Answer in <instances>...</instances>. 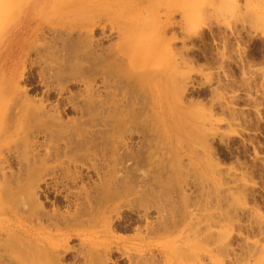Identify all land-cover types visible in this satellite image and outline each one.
<instances>
[{"label":"rangeland","instance_id":"obj_1","mask_svg":"<svg viewBox=\"0 0 264 264\" xmlns=\"http://www.w3.org/2000/svg\"><path fill=\"white\" fill-rule=\"evenodd\" d=\"M97 12L109 17L91 22ZM122 41L135 61L118 50ZM75 51L86 56L71 60ZM91 88L107 103L100 146L116 158V190L169 191L171 211L112 215L111 236L148 232V253L120 244L89 251L72 230L54 264H162L160 242L178 264H264V0H0V206L21 217L7 228L0 221V238H10L0 239V264H20L18 253L28 264L37 251L21 234L33 226L28 212L43 213V226L75 229L100 207L80 208L78 194L98 182L91 169L45 186L50 169L34 151L45 153L47 134L14 133L26 114L9 110L10 95L70 120ZM18 185L20 198L5 204Z\"/></svg>","mask_w":264,"mask_h":264},{"label":"bare ground","instance_id":"obj_2","mask_svg":"<svg viewBox=\"0 0 264 264\" xmlns=\"http://www.w3.org/2000/svg\"><path fill=\"white\" fill-rule=\"evenodd\" d=\"M101 15L109 17L107 14L97 12L91 15L89 20L93 22L99 19ZM126 43L127 41H122L118 50L127 54L129 60L133 62L135 61L132 57L133 51L128 45H126ZM153 52L154 54H157L158 50L154 49ZM75 54L77 56L80 54L83 58L86 56L85 52L75 51L74 54L71 55V60L74 59ZM102 58H105L107 61L109 56ZM99 61H102V59H99ZM134 64L136 65V62H134ZM72 70L77 72V67ZM97 71L98 67L95 63L90 66L89 72L95 73ZM103 72L108 73L109 69L104 67ZM58 76V74L52 75L53 79H58ZM10 98L11 102L8 105L9 110H14L13 113L16 114L23 109L24 114H26V119H24L25 122L17 124L21 126L15 125L14 133L18 134L26 129L31 132L36 131L37 134H47L48 139L45 153L41 154L38 151H34V162L36 164H46L47 167H49L48 169H50V171L47 169L49 171V182H46L45 186L54 184L53 180L58 179L60 174L63 175V173L68 176L69 174L75 175V177L79 176L82 172L81 169H91L98 181L93 185L91 190H84L83 195L78 194L80 208L84 204H87L88 206L91 204L100 205V207L98 206L96 209V212L92 213V217L94 218V222L92 223L81 225L75 229L64 226L60 224V222H50L47 226H43L40 223L42 217L45 216L43 213L33 211L26 214L27 218H25V221L30 220L33 226H28L24 223V227L21 229V234L26 237L32 245L37 246L35 254L32 257L27 256L28 264H54L52 253L55 252L57 247L59 248L64 244V238L69 235L72 230H74V234H77V238L80 240L81 244L89 248V251L104 245H108L107 248H109V246H112L111 244L116 247H118L117 244H120L123 246L120 247L125 248L129 255L131 252H136L134 254L140 252L148 253L149 250L145 244L148 239V232L144 231V234H136L134 236L135 238H124L114 235L115 238H113L111 236L110 224L112 215L119 213L121 208L127 207L130 211L136 210L137 213L139 212L138 210H141L142 215L145 217L149 214L151 209L162 216L171 211L170 206L172 201L168 193L169 191L167 192L165 190H162V193L157 194L151 191H143L142 188L133 186L124 188V191L116 190L119 186L117 171L113 163L116 158H114V154L107 156L106 151L100 146L104 140H109L107 138L108 134H104V131L100 129V127H105L107 125V121L103 119L100 114V112L107 107L105 100L100 99L97 92L91 88L90 91L85 92L84 96L80 97L79 104L74 106V111L76 112V115L80 114V118L62 120L54 111H45L43 107H35L32 109L24 107V97L20 92H17L15 96L11 94ZM130 100H132V97ZM129 102L131 103V101ZM130 109H127V111ZM128 120L132 121L131 118ZM28 121H33L34 124H31ZM25 123L27 124L25 125ZM118 123L119 121H113V124L110 125V127L118 126ZM160 128L163 132V125H161ZM174 128L175 129L170 128L169 133L172 134V136L173 134L177 136L175 133L176 126H174ZM86 139L89 145L84 143ZM41 144L42 143L39 142L36 147H39ZM114 149L115 147H113L112 152L115 151ZM106 158L112 161L108 164L105 162ZM34 174L35 172L29 171L26 174V180L33 178ZM23 192L24 189L18 185L16 190L11 193L12 196L10 195L9 199L5 201V204L10 203V199L20 198L19 195ZM0 211L1 213H5V216L9 217V219H4L3 217V219L0 220L2 221L1 224L6 228L9 227L11 222L10 219L19 220L21 218L19 212L11 208V205H9L8 208L0 206ZM34 221H36V224L33 223ZM18 227H21V222L18 223ZM193 228L194 227L189 229L191 230ZM191 231L189 236L191 233H194ZM165 233V231L153 232L151 235L160 238V234ZM193 235L194 234H191V237H194ZM101 237L102 239H100ZM0 239L3 241H10V238L5 236ZM163 244V242H160V245L163 247V249L161 248L162 251L160 253L162 264H178L174 262L176 260L174 258L173 248L171 246H164ZM187 247L188 249L191 248V246L188 245ZM40 248L44 251L40 250ZM16 258L21 259L19 262L20 264H27L23 261L24 259L20 253H18ZM150 260L152 262H158L156 259L153 260V257H151ZM150 260L145 264H150Z\"/></svg>","mask_w":264,"mask_h":264}]
</instances>
